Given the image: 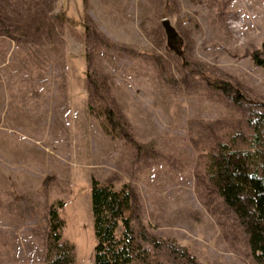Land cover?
Wrapping results in <instances>:
<instances>
[{
  "label": "rangeland",
  "instance_id": "rangeland-1",
  "mask_svg": "<svg viewBox=\"0 0 264 264\" xmlns=\"http://www.w3.org/2000/svg\"><path fill=\"white\" fill-rule=\"evenodd\" d=\"M263 40L264 0H0V264H48L56 198L93 264V177L130 185L136 264H259L206 167L264 114Z\"/></svg>",
  "mask_w": 264,
  "mask_h": 264
},
{
  "label": "trees",
  "instance_id": "trees-1",
  "mask_svg": "<svg viewBox=\"0 0 264 264\" xmlns=\"http://www.w3.org/2000/svg\"><path fill=\"white\" fill-rule=\"evenodd\" d=\"M252 58L257 65L264 66V40ZM106 115L108 122L115 126L113 111L107 109ZM250 124L253 134L249 145L220 142L209 156L206 174L224 202L237 213L249 235L253 256L259 264H264V114L257 112ZM131 200L127 182L116 187L112 181L91 179L93 264H136L146 259L147 250L138 240L127 214ZM63 209L61 198L53 200L47 208L45 257L48 264H71L75 260L73 242L63 238Z\"/></svg>",
  "mask_w": 264,
  "mask_h": 264
},
{
  "label": "crops",
  "instance_id": "crops-1",
  "mask_svg": "<svg viewBox=\"0 0 264 264\" xmlns=\"http://www.w3.org/2000/svg\"><path fill=\"white\" fill-rule=\"evenodd\" d=\"M2 175H3V174L0 173V177H3ZM2 191H5V189H3Z\"/></svg>",
  "mask_w": 264,
  "mask_h": 264
}]
</instances>
